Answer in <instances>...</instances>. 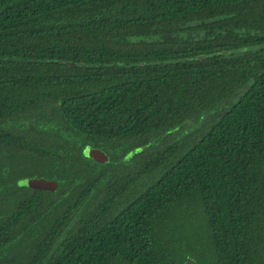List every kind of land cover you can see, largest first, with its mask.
Segmentation results:
<instances>
[{"label": "trees", "instance_id": "trees-1", "mask_svg": "<svg viewBox=\"0 0 264 264\" xmlns=\"http://www.w3.org/2000/svg\"><path fill=\"white\" fill-rule=\"evenodd\" d=\"M187 259L264 264V0H0V264Z\"/></svg>", "mask_w": 264, "mask_h": 264}, {"label": "water", "instance_id": "water-1", "mask_svg": "<svg viewBox=\"0 0 264 264\" xmlns=\"http://www.w3.org/2000/svg\"><path fill=\"white\" fill-rule=\"evenodd\" d=\"M68 64L74 65V63L72 62H68ZM145 149L146 147H140V148H135L131 150L120 160V163H124V162L131 160L136 154L144 151ZM82 155L83 157L89 160H92L94 163H96L97 165H101V166L105 165L109 161L107 155L102 150L91 148L89 146H86L83 148ZM16 185L18 187H24V188H28L31 190L42 191V192H55L58 187V183L56 181L47 180L42 177L41 178H37V177L22 178L16 182ZM185 264H196V263L191 259H187Z\"/></svg>", "mask_w": 264, "mask_h": 264}, {"label": "flooded vegetation", "instance_id": "flooded-vegetation-1", "mask_svg": "<svg viewBox=\"0 0 264 264\" xmlns=\"http://www.w3.org/2000/svg\"><path fill=\"white\" fill-rule=\"evenodd\" d=\"M86 147V146H85ZM89 147H91V146H89ZM91 148H95V147H91ZM96 149H98V148H96ZM100 150V149H99ZM103 151V150H102ZM104 152V151H103ZM105 153V152H104ZM106 154V153H105ZM107 155V154H106ZM107 157H108V159H109V156L107 155ZM110 160V159H109ZM106 164H108V163H106Z\"/></svg>", "mask_w": 264, "mask_h": 264}]
</instances>
